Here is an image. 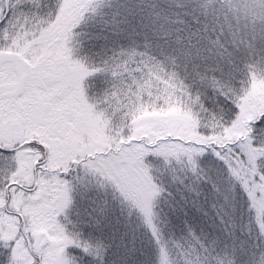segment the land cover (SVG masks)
<instances>
[{"label": "snow or ice", "instance_id": "snow-or-ice-1", "mask_svg": "<svg viewBox=\"0 0 264 264\" xmlns=\"http://www.w3.org/2000/svg\"><path fill=\"white\" fill-rule=\"evenodd\" d=\"M0 264H264V0H0Z\"/></svg>", "mask_w": 264, "mask_h": 264}]
</instances>
